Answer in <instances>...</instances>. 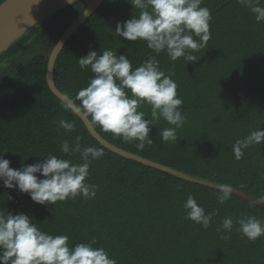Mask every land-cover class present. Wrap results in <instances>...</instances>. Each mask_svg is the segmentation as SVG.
Here are the masks:
<instances>
[{"label": "trees", "instance_id": "16d2710c", "mask_svg": "<svg viewBox=\"0 0 264 264\" xmlns=\"http://www.w3.org/2000/svg\"><path fill=\"white\" fill-rule=\"evenodd\" d=\"M130 3L103 0L58 53L54 85L76 104L77 92L93 76L90 68L81 70L79 57L111 49L128 56L137 67L156 55L146 42L114 34L117 22L138 16L139 10ZM85 5L83 1L67 4L0 53V158L20 169L39 162L40 156H63L61 142L71 144L80 136L82 146L103 148L105 153L89 169L87 182L97 185L96 196L41 205L0 182V210L23 212L42 231L67 235L70 247L94 238L93 246L103 247L117 264H264V236L249 241L235 224L231 233L216 231L229 216L244 214L264 221V209L234 193L220 204L216 188L107 149L51 91L46 81L49 54ZM201 7L211 10L212 19L207 47L195 53L200 59L172 61L165 52L156 56L166 75L174 73L177 95L183 100L186 118L176 130L177 140L161 141L158 131L174 127L163 119L150 126L153 143L142 150L136 148V141L124 142L91 124L107 141L131 153L192 176L228 183L264 202V143L244 149L240 160L232 150L236 140L264 129V22L258 23L237 0H203ZM142 110L150 116V106ZM61 119L74 122V131L58 127ZM64 158L81 162L79 154ZM190 194L206 213L218 210L208 229L186 218L183 205ZM223 235L229 238L222 239Z\"/></svg>", "mask_w": 264, "mask_h": 264}, {"label": "clouds", "instance_id": "9594fccd", "mask_svg": "<svg viewBox=\"0 0 264 264\" xmlns=\"http://www.w3.org/2000/svg\"><path fill=\"white\" fill-rule=\"evenodd\" d=\"M71 4L73 0H68ZM254 14L255 20L264 22V6L261 0H237ZM203 0H131L132 8L139 10L123 23L117 22L114 34L127 41H144L156 55L149 56L142 64L133 67L130 58L116 51H89L78 58L81 70L93 73L86 87L81 88L71 109L91 118V123L114 138L124 142L136 141L137 149L151 145L150 126L161 119L174 127L158 131L163 143L177 140L176 130L183 126L186 113L183 100L177 95V84L160 69L156 59L165 52L172 61L183 57L186 62H196L199 53L207 47L211 38V10L201 7ZM151 108L150 116L142 110ZM148 119H144V117ZM58 127L66 132L75 129L74 122L61 119ZM81 137L74 143L61 142L63 156L48 154L35 163L20 169L10 167L8 159L0 158V182L7 189H16L29 195L41 205H55L68 199L82 196L93 199L97 185L87 182L90 165L104 156L103 148L82 146ZM264 143V129L252 131L232 146L234 157L240 160L244 149ZM79 154L81 162H73L64 156ZM3 153H0L2 157ZM39 174V176L37 175ZM218 203L224 204L232 196L233 188L228 183L216 185ZM11 199V197H8ZM186 218L208 229L216 212L206 213L193 195H188L184 205ZM237 225L249 241L264 236V221L255 216L242 214L240 218L225 217L220 227L231 233ZM33 219L23 212L13 214L0 210V264H117L103 247H94L96 240L69 246V237L52 235L42 231ZM223 235L222 239H228Z\"/></svg>", "mask_w": 264, "mask_h": 264}, {"label": "water", "instance_id": "95a60500", "mask_svg": "<svg viewBox=\"0 0 264 264\" xmlns=\"http://www.w3.org/2000/svg\"><path fill=\"white\" fill-rule=\"evenodd\" d=\"M83 1L86 5L84 10L73 20V22L67 27V29L60 35L55 46L52 48L48 57L47 69H46V81L51 91L61 100L66 102L70 108L73 104V100L60 92L56 88L53 81V65L55 59L65 44L70 34L88 17L92 12L100 5L103 0H73ZM72 2V3H73ZM67 4H70L68 0H4L0 3V53L5 50L12 42L18 39L23 33L38 24L41 20L47 16L53 14L56 11L63 9ZM84 122L87 130L93 138H95L100 144L109 150L114 151L126 158L133 159L142 164L158 168L162 171L168 172L172 175L180 177L184 180L199 183L205 186L216 188L218 183L213 181L192 176L183 173L179 170L170 168L163 164L157 163L150 159L144 158L137 154L131 153L123 148H120L101 136L93 127L87 116L76 113ZM233 188L234 194L241 196L254 205L264 209V202L257 200L251 196L247 191H243L237 188Z\"/></svg>", "mask_w": 264, "mask_h": 264}]
</instances>
